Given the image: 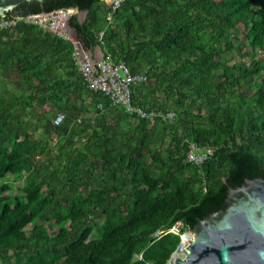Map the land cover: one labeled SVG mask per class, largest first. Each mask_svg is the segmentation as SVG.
<instances>
[{
	"label": "trees",
	"instance_id": "1",
	"mask_svg": "<svg viewBox=\"0 0 264 264\" xmlns=\"http://www.w3.org/2000/svg\"><path fill=\"white\" fill-rule=\"evenodd\" d=\"M74 8L88 11L70 20L85 50L147 76L134 107L175 118L89 90L70 41L26 24L0 33V264H166L180 237L158 230L193 229L228 185L264 173V0H46L14 16ZM236 42L253 66L226 59ZM191 144L214 155L190 164Z\"/></svg>",
	"mask_w": 264,
	"mask_h": 264
},
{
	"label": "water",
	"instance_id": "2",
	"mask_svg": "<svg viewBox=\"0 0 264 264\" xmlns=\"http://www.w3.org/2000/svg\"><path fill=\"white\" fill-rule=\"evenodd\" d=\"M45 1L0 0V18H14V12L23 3L43 5ZM73 12L72 17L77 15L79 20L84 16L81 23L88 15V11L81 12L79 8ZM70 20L66 33L81 43ZM190 231L193 242L186 253L182 251L187 258L178 259L175 264H264V173L240 186L228 185V197L221 210L210 212Z\"/></svg>",
	"mask_w": 264,
	"mask_h": 264
},
{
	"label": "built area",
	"instance_id": "3",
	"mask_svg": "<svg viewBox=\"0 0 264 264\" xmlns=\"http://www.w3.org/2000/svg\"><path fill=\"white\" fill-rule=\"evenodd\" d=\"M107 3V0H103ZM111 6L116 10L124 0H109ZM108 1V2H109ZM73 9H60L47 15H27L14 18H2L0 20V33L11 31L20 24L36 26L44 32L70 41L74 44L72 59L81 74L88 89L98 92L107 97L114 106H122L129 113H134L142 119H163L173 121L175 114L163 112L148 113L141 108H136L132 104V87L137 83L147 81V76L132 75L129 68L124 64H114L111 57L103 56L101 60H94L81 43L75 41L66 33L67 22L73 15ZM66 115L60 113L54 119V125L59 127L64 124ZM187 155V161L196 166L204 165L214 155L215 149L211 147H199L191 144ZM173 234L180 237V241L175 251L170 256L166 264H175L178 259L185 260L187 249L193 242V234L190 230L182 232L181 224L173 226L169 230H158L154 237L157 239L165 235ZM144 261L143 254L136 257Z\"/></svg>",
	"mask_w": 264,
	"mask_h": 264
},
{
	"label": "rangeland",
	"instance_id": "4",
	"mask_svg": "<svg viewBox=\"0 0 264 264\" xmlns=\"http://www.w3.org/2000/svg\"><path fill=\"white\" fill-rule=\"evenodd\" d=\"M83 18H84V16L80 17V20H83ZM243 31H244V28L242 27L240 29V32L242 33ZM241 39L243 41H246V38L242 37ZM235 45H236V50L233 52L227 53L225 55L226 59L230 62V64L233 65L237 62H240V63L246 62L249 66H253L256 60L252 59L249 55H247L248 49H246V48L241 49V47L239 46L240 45L239 42H236ZM249 52L252 53L251 51H249ZM263 57H264V53L260 52L258 59H262ZM10 181L13 182L15 193L18 195L19 192L17 191V189L22 187V185H23L22 180L19 179L17 181H14V180H12V178H10ZM41 223L42 222H38L37 224H41ZM46 227L48 228V231L51 235H55L56 230L50 224H46Z\"/></svg>",
	"mask_w": 264,
	"mask_h": 264
},
{
	"label": "crops",
	"instance_id": "5",
	"mask_svg": "<svg viewBox=\"0 0 264 264\" xmlns=\"http://www.w3.org/2000/svg\"><path fill=\"white\" fill-rule=\"evenodd\" d=\"M107 0V3L111 6V2ZM94 60H101L105 55L104 51L100 47H96L94 50L88 51Z\"/></svg>",
	"mask_w": 264,
	"mask_h": 264
}]
</instances>
